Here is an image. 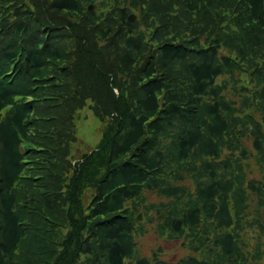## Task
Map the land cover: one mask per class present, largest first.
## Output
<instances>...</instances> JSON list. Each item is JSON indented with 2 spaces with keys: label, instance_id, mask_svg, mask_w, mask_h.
I'll list each match as a JSON object with an SVG mask.
<instances>
[{
  "label": "trees",
  "instance_id": "16d2710c",
  "mask_svg": "<svg viewBox=\"0 0 264 264\" xmlns=\"http://www.w3.org/2000/svg\"><path fill=\"white\" fill-rule=\"evenodd\" d=\"M257 166L264 0H0V264H247ZM147 192L202 257L137 253Z\"/></svg>",
  "mask_w": 264,
  "mask_h": 264
},
{
  "label": "rangeland",
  "instance_id": "374dc122",
  "mask_svg": "<svg viewBox=\"0 0 264 264\" xmlns=\"http://www.w3.org/2000/svg\"><path fill=\"white\" fill-rule=\"evenodd\" d=\"M90 4H94L95 8V3L89 2L88 6ZM135 15L138 17L136 13ZM81 116L84 119L83 117L81 118L83 121L81 123L79 121L80 124L78 126L77 134L80 139L76 148L78 153L87 152L94 148L101 138V125L92 116L91 111L87 109V111L81 113ZM244 144L248 145L249 148H253V139L246 140ZM250 177L264 179V171L257 166L255 170L250 172ZM186 183L190 186L193 185L191 181H187ZM146 196V199L138 201V209L135 212L137 216L141 214L135 235L137 253L152 256L154 251L161 249V258L168 262H178L190 254L202 257V254H205V252L202 250L194 251L190 246L191 238L185 239L182 236L173 237L171 231L165 227L159 213L149 209L151 204H159L161 201L169 202V199H164L159 194L149 192L146 193ZM249 206V215L244 222V231L242 233L244 238L242 240L245 245L243 250L250 256L248 257L247 264H264V247L261 246L262 243L264 244V234L260 230L264 225V206L259 202L257 195L252 196ZM162 212L164 213L165 210L162 209ZM258 246L260 248H257ZM213 258L214 256L211 257V259ZM210 264L215 263L210 262Z\"/></svg>",
  "mask_w": 264,
  "mask_h": 264
},
{
  "label": "water",
  "instance_id": "95a60500",
  "mask_svg": "<svg viewBox=\"0 0 264 264\" xmlns=\"http://www.w3.org/2000/svg\"><path fill=\"white\" fill-rule=\"evenodd\" d=\"M88 9H89V10H93V9H94V4H90V5L88 6ZM136 19H137V16H136L135 14H131V15L129 16V20H130L131 22H135Z\"/></svg>",
  "mask_w": 264,
  "mask_h": 264
}]
</instances>
